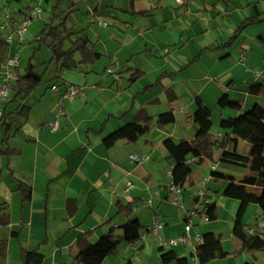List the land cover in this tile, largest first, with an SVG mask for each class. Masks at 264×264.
Listing matches in <instances>:
<instances>
[{
	"label": "crops",
	"instance_id": "crops-1",
	"mask_svg": "<svg viewBox=\"0 0 264 264\" xmlns=\"http://www.w3.org/2000/svg\"><path fill=\"white\" fill-rule=\"evenodd\" d=\"M36 3L0 0V22L6 11L22 18ZM41 6L42 19L33 20L26 39L15 41L7 54L21 52L18 73L25 75L32 61L43 77L25 101H15L13 89L12 101L4 106L14 130L8 136L0 133V217L8 218L7 225L0 223V241L6 243L0 264H26L25 253L33 251L43 255L42 264H79L77 241L86 232L91 244L109 234L119 242L118 253L103 264H162L158 237L131 246L123 240L122 227L139 221L142 234L157 214L165 222L159 238L178 237L185 232L186 212L199 199V191L215 206L216 217L208 223L197 218L196 228L220 238L229 254L207 264H264V251L233 255L242 247L234 235L239 201L223 192L250 172L221 157L226 150L248 153L250 147L219 127L222 119L238 115L219 107L224 95L242 103L243 110L264 107L263 95L248 92L255 82H264V0H184L182 5L174 0H44ZM37 20L39 30L31 31ZM99 20L108 25L101 26ZM63 22L87 35L102 59L88 68L66 70L55 80L50 41L40 40L46 25ZM32 47L26 64L22 51ZM6 60L0 65V79ZM136 71L142 77L131 83ZM53 85L61 92L67 85L81 87L87 99L60 104ZM197 99L213 111V118L219 115L212 118V134L223 137L215 138L220 145L212 159L189 162L192 185L180 184L183 203L176 206L170 191L176 163L169 159L164 141L195 139ZM20 105L32 109L23 123L16 116ZM143 110L153 120L150 132L136 143L122 140L107 148L104 138L133 123ZM61 111V128L52 132L49 122ZM170 111L175 124L159 129L160 115ZM131 155L149 159L137 164ZM254 155H264V149L256 148ZM128 183L133 187L125 193ZM22 186L31 189L30 200L24 199ZM150 198L152 206L147 204ZM119 205H131L132 210L120 212ZM262 218L260 208L249 205L243 217L247 231ZM196 248L192 239L175 251L190 259Z\"/></svg>",
	"mask_w": 264,
	"mask_h": 264
},
{
	"label": "trees",
	"instance_id": "trees-1",
	"mask_svg": "<svg viewBox=\"0 0 264 264\" xmlns=\"http://www.w3.org/2000/svg\"><path fill=\"white\" fill-rule=\"evenodd\" d=\"M20 3L23 0H13ZM33 7L29 8L27 13L24 12L23 17H27L32 12ZM22 17V18H23ZM20 18L14 16L17 21ZM251 22L255 23V20ZM44 36V37H43ZM236 35L232 38V41ZM50 41L48 45L53 61L56 63V76L58 80L61 74L66 70H77L88 68L97 64L102 55L96 51L95 46L87 35L83 32L75 31L69 28L66 22L54 26L46 25L43 31L40 43ZM9 45L2 39L0 40V65L6 60L9 51ZM32 61L27 67L26 74L19 73V81L14 86L15 101H25L38 87L42 80L34 70ZM142 77V73L136 71L130 82H135ZM248 92L251 95L264 96V82H255ZM196 112L194 121L197 125V134L193 141H175L172 137H168L164 141L165 148L169 154V159L175 161L176 165L172 171V179L176 185L188 182L191 183L192 169L190 167L189 158L195 157L198 163L205 159H212L215 147L220 145L219 140L214 138L212 130L214 128L213 111L207 107L200 99L195 101ZM219 107L222 109H233L238 115L232 118L222 119L219 127L229 132L230 136L235 140H243L249 147L248 153L240 154L237 151L226 150L223 152L221 161L233 166L248 168L250 174L245 176L239 183H230L225 188L223 195L227 198H233L239 201V208L236 213V221L234 225V235L241 242L240 251L234 252L238 255L242 252L258 253L264 251V236H253L247 231V226L243 223V217L247 208L251 204L257 205L264 216V155H254L256 148L264 149V107L254 105L249 110H243V104L229 99L228 95H224L219 101ZM31 107L20 105L16 111L17 118L23 123L31 116ZM9 116L5 113L0 119V133L8 136L14 130L13 120L8 121ZM17 121V120H16ZM176 117L173 111L160 115L157 121V127L165 130L168 126L175 124ZM153 126V120L143 110L138 113L133 123H129L109 136L104 138V144L107 148H112L119 141H126L130 144L136 143L143 136L148 134ZM222 142V147L226 149V144ZM6 155L8 152H3ZM24 199L30 200L31 189L22 186ZM132 206L119 205L120 212H131ZM70 214L75 211L74 207H69ZM208 214L210 219H214L215 206L209 205ZM0 223L8 224L6 215L0 217ZM123 240L135 246L140 241V231L142 229L139 221H130L123 227ZM90 232H86L79 236L77 246L80 250L77 260L79 264H103L109 255L118 253L119 242L113 240L111 234L102 237L96 244L88 242ZM203 244L197 246L196 252L188 258H180L175 249L160 248L162 264H191L197 258L199 264H207L215 259H222L229 254L223 249L221 239L214 234H203ZM6 243L0 241V255H4ZM139 251H142L140 249ZM43 255L37 251L25 253L26 264H42ZM129 264H133L130 262Z\"/></svg>",
	"mask_w": 264,
	"mask_h": 264
},
{
	"label": "built area",
	"instance_id": "built-area-1",
	"mask_svg": "<svg viewBox=\"0 0 264 264\" xmlns=\"http://www.w3.org/2000/svg\"><path fill=\"white\" fill-rule=\"evenodd\" d=\"M44 0H37V3L32 9V12L27 16L20 18L15 21L14 16L11 12L6 11L3 15V19L0 22V38L11 46L15 41L22 42L26 39L29 28L33 20L41 18L43 9L41 3ZM177 4L182 5L184 0H174ZM99 24L103 27H106L108 24L105 21L99 20ZM244 59V57H243ZM20 69V53L14 52L9 55L7 58L5 65L3 67V71L1 73L0 79V119L3 118L5 111L4 106L8 105L12 101V91L14 86L19 81V71ZM111 73L112 71L109 70ZM54 94H59V103H63L64 101H74V100H86L87 94L83 88L75 86V85H67L66 90L61 92L59 85H53L51 88ZM63 114L61 111L58 115L55 116L49 122V126L52 132H56L61 128V122L58 119L59 116ZM222 134L218 133L215 135V138H222ZM132 162L134 163H142L149 159V156L140 157L138 155L130 156ZM189 162L196 161V158L188 160ZM172 177V173H171ZM208 178L205 179L207 181ZM133 184L128 183L127 188L125 189V193H129L132 189ZM170 191L175 194L174 204L176 206H181L183 203V188L181 186L176 185L172 179V183L170 185ZM205 191H199L200 195L199 199L194 202L186 212V224H185V232L175 238H159V233L162 228L165 226V222L157 216L154 217L153 224L149 226L141 235L140 241L145 242L150 237H158V244L160 248L165 249H175L178 246L186 245L192 239L196 241L197 246L203 244L204 237L203 234L196 228L195 220L200 218L203 222L208 223L211 219L208 214L209 203L207 200L203 199ZM152 198L147 201L149 206H152ZM194 232L193 238L192 234ZM249 234L253 236H264V218H262L256 227L248 228ZM193 264H199L197 258L193 260Z\"/></svg>",
	"mask_w": 264,
	"mask_h": 264
},
{
	"label": "rangeland",
	"instance_id": "rangeland-1",
	"mask_svg": "<svg viewBox=\"0 0 264 264\" xmlns=\"http://www.w3.org/2000/svg\"><path fill=\"white\" fill-rule=\"evenodd\" d=\"M14 7H16L15 5H14ZM42 19V18H41ZM40 19V20H41ZM39 22H38V20L34 23V25L31 27V31H37V30H39V24H38ZM34 39H35V37H34ZM37 45H39V44H37ZM32 46H34V45H32ZM40 46V45H39ZM23 52V54H24V56H25V59H24V61H25V63L27 64L28 63V61L30 60V54H32V52H33V47L32 48H30V49H28L27 51H22ZM21 53V52H20ZM38 55H39V53H38ZM38 55H36V57H38ZM34 60H35V58H34ZM36 61V60H35ZM24 63V64H25ZM213 119H219V115L218 114H216V115H214V118Z\"/></svg>",
	"mask_w": 264,
	"mask_h": 264
}]
</instances>
